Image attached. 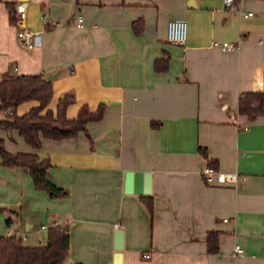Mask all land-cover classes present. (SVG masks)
I'll return each mask as SVG.
<instances>
[{"label":"crops","instance_id":"obj_1","mask_svg":"<svg viewBox=\"0 0 264 264\" xmlns=\"http://www.w3.org/2000/svg\"><path fill=\"white\" fill-rule=\"evenodd\" d=\"M17 1L0 0V81L57 73L47 109L56 113L72 95L68 118L84 104L104 114L75 138H43L39 149L0 127L10 152L49 159V180L68 191L51 199L0 156V236L37 247L51 227L68 226L64 264H114L117 254L122 264H264V113L239 111L245 93H264V0L230 9L223 0H27L24 25L41 32L32 49L17 37ZM173 19L188 23L183 44L168 40ZM38 105L25 101L16 112ZM205 153L237 182H207ZM134 172L151 173L148 196L128 184Z\"/></svg>","mask_w":264,"mask_h":264},{"label":"trees","instance_id":"obj_2","mask_svg":"<svg viewBox=\"0 0 264 264\" xmlns=\"http://www.w3.org/2000/svg\"><path fill=\"white\" fill-rule=\"evenodd\" d=\"M52 84L53 81L42 74L3 75L0 81V109H11V112L5 119L0 120V127L7 131L17 130L29 145L39 149L43 138L54 140L75 138L81 131H87L90 121L102 119L103 106L92 112L85 104L80 108L76 118H68L66 109L74 101L72 95H65L59 100L56 113L47 109L53 96ZM30 100L38 101L39 105L24 114H18L16 112L18 105ZM239 111L252 119L262 115L264 93H245L239 100ZM204 155L207 164L216 167V161L210 159L206 153ZM0 156L3 165L27 170L32 176L36 189L46 191L51 199H63L68 196L66 189L58 187L49 180L48 170L51 167L49 159L40 160L36 153L10 152L1 137ZM144 202L152 214V198L146 197ZM209 251L217 252L214 240L210 241ZM69 254L70 233L61 226L51 227L48 231L47 243L37 247L25 245L24 240L16 235L0 236V264H64Z\"/></svg>","mask_w":264,"mask_h":264},{"label":"built area","instance_id":"obj_3","mask_svg":"<svg viewBox=\"0 0 264 264\" xmlns=\"http://www.w3.org/2000/svg\"><path fill=\"white\" fill-rule=\"evenodd\" d=\"M224 1V7L226 9L234 8L238 3H240L242 0H223ZM16 24L18 25V31H17V37L20 40L22 46H24L27 49H32L35 46H37L41 39V32H36L33 30H30L24 25V21L27 16V0H19L16 3ZM249 15L252 14V12L248 13ZM44 21L46 22V17L43 16ZM75 23L78 27L84 26V17L80 14L75 15L74 17ZM187 32H188V23L186 20L182 19H173L168 22L167 26V37L170 42L183 44L186 41L187 38ZM214 44H219L225 49H235L236 45L224 41L222 43L215 41ZM233 122L237 123L236 118H233ZM247 129V127H245ZM204 178L207 182H212L216 180L220 183L225 182H237L238 176L233 173H223L218 171L216 168L208 166L204 172H203ZM116 227H119L116 225ZM234 252L236 255L243 254V250L240 246H235ZM144 258H150L151 255L146 254L143 256Z\"/></svg>","mask_w":264,"mask_h":264},{"label":"water","instance_id":"obj_4","mask_svg":"<svg viewBox=\"0 0 264 264\" xmlns=\"http://www.w3.org/2000/svg\"><path fill=\"white\" fill-rule=\"evenodd\" d=\"M57 73L49 74L48 79L54 80L57 77ZM129 185L131 183V179L133 178L135 182L134 192L137 194H150L151 193V173L150 172H134L128 174ZM141 180H142V188H141ZM11 210L14 212L20 213V209L18 207H11ZM65 231H69V227L64 228ZM117 250H122V246L117 247ZM114 264H122V256L121 254H117L114 260Z\"/></svg>","mask_w":264,"mask_h":264},{"label":"rangeland","instance_id":"obj_5","mask_svg":"<svg viewBox=\"0 0 264 264\" xmlns=\"http://www.w3.org/2000/svg\"><path fill=\"white\" fill-rule=\"evenodd\" d=\"M1 117H4V118H5V112L2 111V110H0V119H3V118H1ZM42 242H43V241H42Z\"/></svg>","mask_w":264,"mask_h":264}]
</instances>
